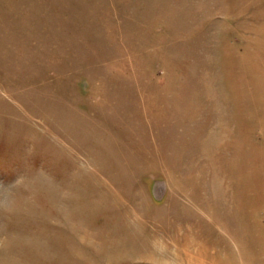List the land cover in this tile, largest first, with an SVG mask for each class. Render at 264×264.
I'll list each match as a JSON object with an SVG mask.
<instances>
[{"label": "rangeland", "instance_id": "obj_1", "mask_svg": "<svg viewBox=\"0 0 264 264\" xmlns=\"http://www.w3.org/2000/svg\"><path fill=\"white\" fill-rule=\"evenodd\" d=\"M0 264H264V0H0Z\"/></svg>", "mask_w": 264, "mask_h": 264}]
</instances>
